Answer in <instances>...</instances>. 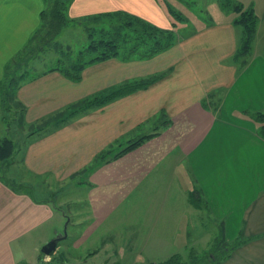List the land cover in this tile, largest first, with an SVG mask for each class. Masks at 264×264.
I'll list each match as a JSON object with an SVG mask.
<instances>
[{
  "label": "crops",
  "instance_id": "1",
  "mask_svg": "<svg viewBox=\"0 0 264 264\" xmlns=\"http://www.w3.org/2000/svg\"><path fill=\"white\" fill-rule=\"evenodd\" d=\"M164 1L67 0L66 16L77 22L124 12L169 30ZM219 4L217 0L216 7ZM44 8L45 0H0V83L10 59L38 30ZM222 12L227 19L181 36L171 49L150 60L108 59L83 69L76 83L58 71L43 70L44 74L24 80L15 92L23 106L22 128L20 109L5 112L0 99V139H9L11 124L16 128L13 156L0 163V264L44 262L38 248L52 230V237L61 233L63 205L57 198L67 183L92 190L76 203L79 209L73 215L80 244L86 233L91 239L98 231L87 227L99 216H112L117 210L125 214V226L110 231L100 245L102 251L89 253L83 264H159L173 255L184 259L190 251L197 255L208 250L220 231L227 244L239 237L244 240L220 264H264V140L247 114L264 112V47L258 50L264 39L257 27L251 55L239 69L230 62L239 32L230 12ZM160 73L166 75L146 89L81 111L65 125L61 116L47 128L36 129L40 122L106 89ZM162 112L170 123L164 125L162 119L156 137L90 171L101 151L123 147L143 130L141 135L151 133V122ZM165 166L169 172H163ZM181 167L193 182L183 195ZM149 174L152 182L171 180L177 193L128 192V185ZM117 182L111 195H94L96 189ZM51 187L56 190L53 201ZM192 189L205 205L189 202ZM135 250L145 257L142 261ZM164 256L168 257L161 259Z\"/></svg>",
  "mask_w": 264,
  "mask_h": 264
},
{
  "label": "trees",
  "instance_id": "2",
  "mask_svg": "<svg viewBox=\"0 0 264 264\" xmlns=\"http://www.w3.org/2000/svg\"><path fill=\"white\" fill-rule=\"evenodd\" d=\"M66 2L67 0H45V8L39 16L40 26L38 30L28 40L27 44L10 59L5 67L3 81L0 83V89H2L0 94L1 105L5 112H7V108L11 109L13 106L20 108L21 113L18 118L20 128H22L23 106L16 100L15 92L24 80L32 79L44 74L46 71H58L66 79L76 83L81 80L83 69L88 66L113 58L121 62L150 60L171 49L181 37L176 33V24H172L169 30L161 29L136 16L124 12H113L83 18L81 25L86 35L87 44L77 50L63 47L57 42L56 38L71 23V20L66 16ZM219 7L222 11H231L235 14L232 25L239 32V39L236 52L230 62L241 69L247 64L252 52V45L257 30V16L252 8L245 7L243 4L233 0H222ZM189 33L184 35V37L188 36ZM47 49H53L56 54V60L48 68L49 70L46 69L43 70L45 72L41 71V73L38 72L35 75H28L27 69L31 68L32 63L38 60L40 55ZM165 75L166 73H160L146 78L125 81L74 104L63 111V114L59 113L40 122L36 129L47 128L56 123L58 121L57 118L61 116H63V125H65L70 117L79 112L102 106L119 97L146 89ZM6 104L9 105L7 108H5ZM247 114L251 122L256 125L259 137L264 140V112ZM157 119H164L165 121L162 122L164 125L170 123L169 120L165 119V113L163 112ZM31 129H34V127ZM157 135L158 133H152L128 141L122 149L114 153L112 159L121 158ZM111 151V147L101 151L94 157L93 162L97 166L110 162L111 159L107 156H109ZM13 153L14 145L12 141L7 138L0 139V163L8 162ZM93 168L94 166L91 169ZM188 200L195 207L205 205L197 190L189 192ZM243 242L244 240L239 237L236 241L227 244L222 238V231H220L212 243V248L205 255L206 258L195 259L192 264H220L233 249ZM194 256L196 257V255ZM182 261L183 259L180 255H173L167 261L159 264H183Z\"/></svg>",
  "mask_w": 264,
  "mask_h": 264
},
{
  "label": "rangeland",
  "instance_id": "3",
  "mask_svg": "<svg viewBox=\"0 0 264 264\" xmlns=\"http://www.w3.org/2000/svg\"><path fill=\"white\" fill-rule=\"evenodd\" d=\"M218 1L220 3L222 0H218ZM233 1L237 3L239 2L236 0H233ZM240 1H242V3H246L245 6L246 5L249 6L254 11L255 15L257 16V27L260 30V36L261 38L264 39V0H240ZM164 4L167 7V11H166L167 18L169 19L171 25L176 24V28L178 31V32L176 31V33L178 34L179 37L186 35L189 32L198 30L208 25V23H211L212 21L214 23H217V22L223 21L224 19L228 18L227 15L224 14L220 10L219 7H216L217 0H165ZM229 12L230 13H227V14L232 15V17H234V13L231 11ZM81 24H82L81 20H78L77 22L73 21L69 23V25L64 30H62L61 33L57 36L56 38L57 42H59L63 47H70V49H73V50L80 49L82 46L86 45L87 44L86 35L83 31V27ZM237 45H238V42H237ZM263 47H264V42H263V46L258 48V50H261ZM262 53H264V48L262 50ZM55 60H56L55 51L53 49L45 50V52L40 55V58L32 63V67L31 68L29 67L27 69V72L29 73L28 75H35L38 73V71H42L44 69L50 68V66L54 63ZM0 90H1L0 92L1 94L2 89ZM8 106L9 105L6 104L5 108H7ZM10 110L11 109L7 108L6 111L8 112ZM10 122H11V113H8V124ZM160 122L161 120L152 121L151 124L153 125L151 126V133H148V134L154 133L156 131L157 125ZM10 126L11 127L9 128L10 130L9 139L13 140L14 130L16 128L12 126V124ZM143 131L140 133V136L148 135V134L141 135ZM123 147L122 146L121 147L118 146L115 148L111 147L112 151L110 152L109 156H107L109 159H111L110 162L115 161L112 159V156L114 155V153H116ZM106 164H103V165H106ZM93 166L94 168L91 169L90 171H95L96 169L100 168L99 166L101 165L97 166L95 162H92L91 167ZM169 171L170 170L165 166V169L163 172L166 173ZM185 171L186 170L183 167L179 169V172L181 173L180 174V187L181 188L179 190V193H182V195L184 193H187L188 190H190L193 186L192 178L190 177L189 173L185 175ZM146 177L148 179L142 180ZM152 177L153 176L151 174L142 175L138 183L128 185L129 187L128 192H132V195H141L143 193L144 194L146 193L170 194L172 192L177 193V187L175 183L171 182V180L167 181L165 179L164 183L152 182L151 181ZM37 186H39V188L42 187L39 184H37ZM117 187H118V182L112 187L103 188L100 190L96 189L94 192V195L96 197L111 195L110 190L117 188ZM194 190L195 189H192L190 192ZM34 191L36 195L40 194L39 193L40 190L38 189V187ZM55 191L56 190H53L51 187V191L50 193H48L49 196L51 197L49 200L52 199L53 201L52 193H54ZM118 192H121V191L119 190L115 191V193H118ZM89 193H92V190H89L86 187L76 188L75 184H69V183L63 184V192L59 194L57 198L58 203L60 202L61 205H63L62 207L63 220H62L61 226L59 227V232L64 231L67 219H71V221H69V225L67 227V232H66V234L68 235V238L67 239L65 238L62 241H60L58 243V248H56V250L49 256H44L41 253L39 254V260L41 261L42 259H44V262H43L44 264H83L82 260H84L89 253H92V251H95V250L102 251V248H100V245L101 243H104L108 240V237L110 236V233H109L110 231L114 232L115 229L125 226L124 221H122V219L125 216L123 211L117 210L112 213V216L111 215L99 216L96 220L97 222L95 225L93 226L90 225L88 227L86 226L88 231H90V229H93V228H95V230H98V231L93 235L91 239L90 237H88L89 233H86L85 238L83 240V244H80L77 238H75L77 232H75L73 225L76 222L75 220L76 218L73 215L75 214L76 209H79V207H76V203L78 201L83 202L84 200H86ZM122 193L123 192H121V194ZM54 196H57V194L55 193ZM67 216L70 218H68ZM126 221H127V218H126ZM131 225L136 227V225H140V222L138 224L136 222L135 223L131 222ZM103 230H105V233H103ZM53 233H54V230H52L51 233L49 234L50 235L48 238L49 240L53 238L52 237ZM113 235H115V233H113ZM49 240H47L45 243H47ZM43 245L44 244L39 246L38 248L39 251ZM185 245H187V243H185ZM211 248H212V245L210 246L208 250L207 249L203 250L200 254H197L196 257L194 256L195 254L192 253V251H190L188 253L187 258H184V259L182 258L183 264H192L194 263L195 259L200 260L202 258H206L205 255L207 254V252L210 251ZM196 251H199V250L196 249ZM133 253L135 254V256H141L139 261H142L145 258L143 254L139 252L138 250H135ZM98 257L100 259L102 255ZM167 257L168 256H164V258H161V259H166ZM32 264H35V263L33 262Z\"/></svg>",
  "mask_w": 264,
  "mask_h": 264
},
{
  "label": "water",
  "instance_id": "4",
  "mask_svg": "<svg viewBox=\"0 0 264 264\" xmlns=\"http://www.w3.org/2000/svg\"><path fill=\"white\" fill-rule=\"evenodd\" d=\"M68 222L69 220L67 219L65 228H67ZM65 228L64 231L53 237L51 240H49V242H47L45 245L41 247L40 249L41 254H43L44 256H49L56 250L58 243L67 237ZM41 264H43V262H41Z\"/></svg>",
  "mask_w": 264,
  "mask_h": 264
},
{
  "label": "built area",
  "instance_id": "5",
  "mask_svg": "<svg viewBox=\"0 0 264 264\" xmlns=\"http://www.w3.org/2000/svg\"><path fill=\"white\" fill-rule=\"evenodd\" d=\"M46 260V259H45Z\"/></svg>",
  "mask_w": 264,
  "mask_h": 264
}]
</instances>
